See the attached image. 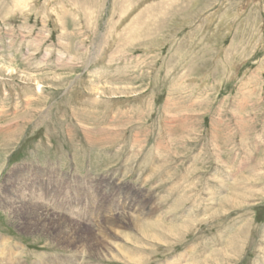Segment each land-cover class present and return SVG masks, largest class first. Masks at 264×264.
<instances>
[{
    "label": "rangeland",
    "instance_id": "1",
    "mask_svg": "<svg viewBox=\"0 0 264 264\" xmlns=\"http://www.w3.org/2000/svg\"><path fill=\"white\" fill-rule=\"evenodd\" d=\"M0 248L264 264V0H0Z\"/></svg>",
    "mask_w": 264,
    "mask_h": 264
},
{
    "label": "bare ground",
    "instance_id": "2",
    "mask_svg": "<svg viewBox=\"0 0 264 264\" xmlns=\"http://www.w3.org/2000/svg\"><path fill=\"white\" fill-rule=\"evenodd\" d=\"M30 193V192H29ZM27 194V193H26ZM34 199V198H33ZM10 200V199H9ZM13 200V199H12ZM17 200V199H16ZM135 201H128V203L125 205L127 206L128 209H136V207L138 206L136 203H134ZM15 205V204H14ZM25 205V204H24ZM26 206V205H25ZM124 206V207H125ZM28 207V206H27ZM19 208H20V205H19ZM119 208V207H118ZM123 208V207H121ZM10 210V209H9ZM141 210V209H140ZM23 211V210H22ZM12 212V211H11ZM31 212V211H30ZM37 212V211H36ZM39 212V211H38ZM19 213V212H18ZM23 213V212H22ZM49 213V212H48ZM51 213V212H50ZM111 213V212H110ZM109 213V214H110ZM114 214V213H113ZM133 215V214H131ZM32 216V215H31ZM37 216V215H36ZM104 215H102L103 217ZM113 217V215H111ZM128 216V215H127ZM44 217V216H43ZM122 217V216H121ZM133 217V216H132ZM49 218V217H48ZM100 218V217H99ZM124 218V217H123ZM58 219V218H57ZM38 220V219H37ZM45 220V219H44ZM62 223V222H61ZM68 223V222H67ZM107 222H105L106 224ZM118 223V222H116ZM145 223V222H144ZM63 224V223H62ZM114 224V223H113ZM112 224V225H113ZM100 225V224H99ZM24 226V225H23ZM105 226V225H104ZM68 228V227H67ZM66 228V229H67ZM100 228V227H99ZM37 229V228H36ZM93 229V228H92ZM143 229V228H142ZM99 230V229H98ZM144 230V229H143ZM162 230V229H161ZM104 233V232H103ZM100 235V233H98ZM102 234V233H101ZM107 234V233H106ZM52 235V234H51ZM70 235V234H69ZM97 235V234H96ZM72 236V235H71ZM101 238H102V235H100ZM74 238V237H73ZM86 238V237H85ZM83 239V238H82ZM104 239H102L103 241ZM68 245V244H67ZM83 246V245H82ZM69 247V246H68ZM80 247V246H79ZM78 247V248H79ZM75 248V247H74ZM109 248V247H108ZM69 249V248H68ZM106 249V248H105ZM112 249V248H111ZM76 250V249H75ZM87 251V250H86ZM97 251V250H96ZM111 251V250H110ZM81 253V251H79ZM90 252V251H88ZM101 252V251H100ZM109 252V251H108ZM20 253V252H19ZM79 254V253H78ZM80 255V254H79ZM92 256V255H91ZM19 258V257H18ZM46 259V257L44 258ZM44 259H38L36 261L37 264H46V262H48V264H52L49 263L50 261H47V260H44ZM78 259V258H77ZM4 262H3V261ZM66 263L65 264H78L79 263V259L76 261V262H71L69 260L65 261ZM34 263V264H36ZM0 264H19V260L17 259V252H14L12 249H8V248H0Z\"/></svg>",
    "mask_w": 264,
    "mask_h": 264
}]
</instances>
